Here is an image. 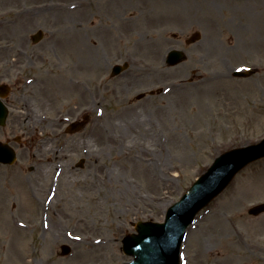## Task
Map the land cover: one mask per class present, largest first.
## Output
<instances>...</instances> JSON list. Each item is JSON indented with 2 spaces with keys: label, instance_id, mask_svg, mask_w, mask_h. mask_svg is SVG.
I'll list each match as a JSON object with an SVG mask.
<instances>
[{
  "label": "rangeland",
  "instance_id": "374dc122",
  "mask_svg": "<svg viewBox=\"0 0 264 264\" xmlns=\"http://www.w3.org/2000/svg\"><path fill=\"white\" fill-rule=\"evenodd\" d=\"M11 9L0 5L14 106L0 140L16 152L0 165V264L126 262L133 222L162 220L218 153L264 136V0H17V27ZM172 48L186 56L168 65ZM84 113L73 134L57 119ZM262 201L264 158L197 215L182 264H264V213H246Z\"/></svg>",
  "mask_w": 264,
  "mask_h": 264
},
{
  "label": "water",
  "instance_id": "95a60500",
  "mask_svg": "<svg viewBox=\"0 0 264 264\" xmlns=\"http://www.w3.org/2000/svg\"><path fill=\"white\" fill-rule=\"evenodd\" d=\"M34 39L37 36H33ZM179 54L170 52L171 63L177 62ZM175 61V62H174ZM116 70V68H115ZM5 114L0 113V123ZM77 125H72L71 128ZM70 130V128H69ZM264 155V140L241 150H234L218 158L205 174L201 175L183 197L167 211L164 223L138 222L137 234H129L123 240L124 251L134 256L125 264H178V251L186 225L196 210L215 196L230 180L233 172L242 164ZM13 150L0 141V161L11 163ZM264 211V203L253 206L250 213Z\"/></svg>",
  "mask_w": 264,
  "mask_h": 264
},
{
  "label": "bare ground",
  "instance_id": "6f19581e",
  "mask_svg": "<svg viewBox=\"0 0 264 264\" xmlns=\"http://www.w3.org/2000/svg\"><path fill=\"white\" fill-rule=\"evenodd\" d=\"M0 5L1 6L7 5V6H11L12 7V9L9 11V12H12L13 13L12 16H11V19L5 18L4 20L10 26H16L17 27V14H18L17 13V0H0ZM9 12H7V13H9ZM130 153H131V149L128 150V154H130ZM60 157H61L60 152H55L54 155H53V159L54 160H60ZM59 166H62V164H60V165H59V163H55L54 164L53 173L56 174V175H58V174L61 173V169H60Z\"/></svg>",
  "mask_w": 264,
  "mask_h": 264
},
{
  "label": "flooded vegetation",
  "instance_id": "af4514ba",
  "mask_svg": "<svg viewBox=\"0 0 264 264\" xmlns=\"http://www.w3.org/2000/svg\"><path fill=\"white\" fill-rule=\"evenodd\" d=\"M7 99H8V96L5 98V101L7 102V104H9ZM18 122L20 123V120ZM20 126H21V124H20Z\"/></svg>",
  "mask_w": 264,
  "mask_h": 264
}]
</instances>
